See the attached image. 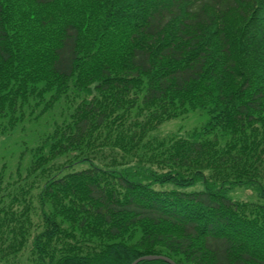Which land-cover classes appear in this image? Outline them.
<instances>
[{"label": "trees", "instance_id": "1", "mask_svg": "<svg viewBox=\"0 0 264 264\" xmlns=\"http://www.w3.org/2000/svg\"><path fill=\"white\" fill-rule=\"evenodd\" d=\"M70 95L0 171V264H264V0H0V137Z\"/></svg>", "mask_w": 264, "mask_h": 264}, {"label": "rangeland", "instance_id": "2", "mask_svg": "<svg viewBox=\"0 0 264 264\" xmlns=\"http://www.w3.org/2000/svg\"><path fill=\"white\" fill-rule=\"evenodd\" d=\"M232 19L234 20L232 21L231 26L235 27L241 24L239 23V18L236 13L233 14ZM46 100H49V97H47ZM73 102V95L64 97L54 104L55 106L52 109L46 111L47 113L44 114L43 106L39 109H35L34 112V106L36 107L35 103H33L32 108L26 107L24 110L27 115L26 122L21 124L9 136L3 135L0 137V171L3 169L4 164L8 163L11 168L10 172H14L16 169L15 164L20 151L26 147H36L44 136H46L49 132H52L57 125L66 121L68 115L74 111ZM208 121L209 117L206 112L200 110H190L186 115L180 118L167 121L156 133L160 136L175 134L181 137L189 138L196 133L201 132ZM78 167V169L83 168V166ZM199 187L200 186L194 189L199 190ZM255 191L256 189L251 187L238 188L232 190L229 196L233 200L256 199Z\"/></svg>", "mask_w": 264, "mask_h": 264}, {"label": "water", "instance_id": "3", "mask_svg": "<svg viewBox=\"0 0 264 264\" xmlns=\"http://www.w3.org/2000/svg\"><path fill=\"white\" fill-rule=\"evenodd\" d=\"M160 260L164 261V262H166L168 264H176L170 258H168L166 256H159V255L141 257L138 260H136L133 264H139V263L145 262V261H160Z\"/></svg>", "mask_w": 264, "mask_h": 264}, {"label": "bare ground", "instance_id": "4", "mask_svg": "<svg viewBox=\"0 0 264 264\" xmlns=\"http://www.w3.org/2000/svg\"><path fill=\"white\" fill-rule=\"evenodd\" d=\"M151 256H155V255H151ZM145 257V256H144ZM161 261V260H160ZM133 264V263H132Z\"/></svg>", "mask_w": 264, "mask_h": 264}]
</instances>
